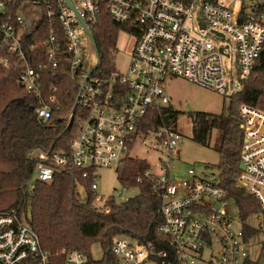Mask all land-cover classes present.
<instances>
[{
  "label": "built area",
  "instance_id": "obj_1",
  "mask_svg": "<svg viewBox=\"0 0 264 264\" xmlns=\"http://www.w3.org/2000/svg\"><path fill=\"white\" fill-rule=\"evenodd\" d=\"M72 1L91 33L105 14L139 35L125 32L134 40L126 74L113 67L105 75L99 66L88 75L83 29L63 0H0V64L8 67L10 57L23 62L16 81L39 99L34 111L38 119L48 120L58 109L54 95L46 100L41 96L43 72L63 67L76 84L86 78L82 90L77 85L81 92L71 125L75 128L66 148L32 152L34 179L49 183L56 170L74 168L82 180L90 181L93 207L108 214L109 203L121 206L131 198L98 194V170H117L124 160L137 159L130 152L140 143L156 156V173L151 174L148 165L144 177L154 183L160 201L161 223L155 230L160 241L115 238L110 264H197L205 261L207 252L214 264H245L247 241L242 229L232 228L218 174L196 173L189 167L183 172L185 178L176 177L181 135L163 121L161 110L169 107L163 88L167 78L183 79L222 97L241 91L254 69L264 66V0H237L236 6L227 0ZM189 23L196 25L192 31ZM36 29L37 34L44 33L40 64H36L38 46L24 43ZM223 58L233 62L237 74L229 93ZM113 61L110 56L112 66ZM153 113L157 115L151 118ZM238 116L243 170L237 184L264 212V112L241 106ZM121 187L134 189L128 184ZM60 254L61 262L43 250L22 212H0V264H87L79 251Z\"/></svg>",
  "mask_w": 264,
  "mask_h": 264
},
{
  "label": "trees",
  "instance_id": "obj_2",
  "mask_svg": "<svg viewBox=\"0 0 264 264\" xmlns=\"http://www.w3.org/2000/svg\"><path fill=\"white\" fill-rule=\"evenodd\" d=\"M38 31L34 30L24 42L25 45L34 43L38 46L36 64L43 60L40 50L44 33L37 34ZM127 31L135 37L139 35L137 30L117 24L105 14L92 28L100 73L106 75L112 72L109 51L115 49L118 34ZM9 59L8 67L0 64V212L12 209L22 212L38 234L43 250L59 262L62 261V250H74L86 256L87 264H110V247L118 237L157 244L160 237L155 230L161 223L160 201L154 191V183L144 177V172L148 170L144 160L126 159L116 170L120 185L128 184L137 190V194L121 206L109 203L108 214L100 213L93 207L90 181L82 180L80 172L74 168L56 170L49 183L33 181L36 162L32 152L49 151L55 141L53 151L66 148L75 128L73 124L66 129L67 117L79 88L63 67L55 72H43L41 96L46 100L54 95L58 109L53 111L50 119L42 121L34 113L40 106L39 99L27 94L16 81L24 68L23 62L16 57ZM241 106L264 112V66H257L241 91L228 97L226 116L196 113L189 115V120L191 140L202 147H208L211 134L218 132L215 151L219 155V163L214 169L218 171L222 190L227 198L235 202L244 222L263 210L237 184L242 143V121L238 116ZM156 115L153 113L151 118ZM161 116L172 129L178 131L177 112L167 107L161 110ZM138 178H142L140 183ZM243 232L245 241L253 233L248 228H244ZM93 245L102 250L101 261H93L90 254ZM245 264L252 263L247 260Z\"/></svg>",
  "mask_w": 264,
  "mask_h": 264
},
{
  "label": "rangeland",
  "instance_id": "obj_3",
  "mask_svg": "<svg viewBox=\"0 0 264 264\" xmlns=\"http://www.w3.org/2000/svg\"><path fill=\"white\" fill-rule=\"evenodd\" d=\"M237 5V0H227ZM36 12V10H34ZM196 25L189 23L187 28L192 31ZM226 41L234 47V42L230 37L226 38ZM134 40L132 37L122 32L118 34L114 52L111 56L114 58L113 67L115 70L122 74L128 72L129 55L133 46ZM226 90L229 93V85L236 81V70L233 62L229 59L223 58L222 60ZM238 87V86H237ZM165 94L169 98V107L178 113L177 128L181 135L179 141L180 156L178 163L176 164L177 178H185L183 172L187 168H193L196 173L203 171L215 172L214 169L219 163V155L215 151L218 144V132L211 134V140L208 147H202L191 140V123L189 115L201 113L206 115H223L228 114V97H222L213 91L204 89L200 86L186 82L180 78H167L163 83ZM232 91V90H231ZM172 125V123H171ZM130 156L139 160H144L151 166L150 173L155 174L154 164L156 162V156L150 152L147 148L139 144L134 145L130 152ZM97 193L104 196H113L120 194L122 197L132 198L137 194V190L125 191L117 178V171L114 167L108 169L98 170ZM35 181V179H33ZM81 194L84 192L81 190ZM227 213L232 220L233 229L248 228L252 230V235L247 240V248L249 253V261L252 264H264V212L260 211L251 215L244 222L241 221L239 210L235 202L231 198H227ZM215 252L213 251V254ZM90 254L93 261H101L103 258L102 250L98 245H93L90 249ZM204 262L197 264H210L214 259L209 257L208 252L204 257Z\"/></svg>",
  "mask_w": 264,
  "mask_h": 264
},
{
  "label": "water",
  "instance_id": "obj_4",
  "mask_svg": "<svg viewBox=\"0 0 264 264\" xmlns=\"http://www.w3.org/2000/svg\"><path fill=\"white\" fill-rule=\"evenodd\" d=\"M63 1L66 4V6L74 13L75 18L78 21V24L83 29L84 37H85V41H86V50H85L86 73L88 75H90L93 71H95L100 66L99 55H98V51H97L96 44L94 42L92 33L87 28L83 17L80 15L78 10L76 9L73 1L72 0H63ZM85 82H86V78L82 79L81 81H79L77 83V85L80 86L81 90H82ZM81 90L79 91V94H80ZM79 94L77 95V97L75 99L74 106L72 107V109H71V111L67 117L66 129H69L72 125V122L74 119V114H75L76 107H77V102L79 99ZM55 143H56V141H55ZM55 143H53V145L51 146V149L54 147ZM238 168H239V170H243V166L241 164H239Z\"/></svg>",
  "mask_w": 264,
  "mask_h": 264
}]
</instances>
